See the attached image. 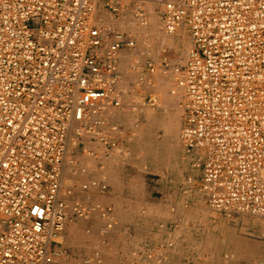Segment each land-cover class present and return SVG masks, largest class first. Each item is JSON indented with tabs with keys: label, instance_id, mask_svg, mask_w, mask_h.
I'll list each match as a JSON object with an SVG mask.
<instances>
[{
	"label": "built area",
	"instance_id": "2783aa9c",
	"mask_svg": "<svg viewBox=\"0 0 264 264\" xmlns=\"http://www.w3.org/2000/svg\"><path fill=\"white\" fill-rule=\"evenodd\" d=\"M145 1L0 0V264H64L58 237L73 217L95 212L102 232L112 226L110 205L65 197L62 169L76 162L71 146L93 154L87 142L116 144L119 53L137 43L118 25L127 16L145 25ZM159 15L165 33L184 28L191 39L174 84L178 137L207 205L264 222V0H163ZM141 54L137 86L155 69L147 45ZM91 185L107 192L102 178ZM171 245L141 264H162Z\"/></svg>",
	"mask_w": 264,
	"mask_h": 264
},
{
	"label": "rangeland",
	"instance_id": "374dc122",
	"mask_svg": "<svg viewBox=\"0 0 264 264\" xmlns=\"http://www.w3.org/2000/svg\"><path fill=\"white\" fill-rule=\"evenodd\" d=\"M162 1L144 2L147 23L138 29L128 16L118 25L136 32L137 43L119 53L125 105L112 114L117 129L110 136L115 146L107 149L87 142L93 154L82 151L81 145L71 146L68 158L76 162L62 169L61 191L69 200H95L91 185L95 178L112 184V194H102L98 200L112 207L113 224L102 232L103 221L97 213L73 217L66 220L58 240L71 223L73 243L86 251L72 264H141L146 252L167 242L172 245L166 247L162 264L172 250L174 258L168 264H264V222L255 215L223 214L209 208L199 189L200 171L181 146V91L174 84L192 43L184 28L164 32L159 15ZM146 45L155 69L150 81L137 86L132 64L142 59ZM152 97L156 102L149 104ZM95 151L96 156H110L109 165L105 169L103 164L97 175ZM174 221L178 222L175 228ZM65 250L62 261L70 253L69 248Z\"/></svg>",
	"mask_w": 264,
	"mask_h": 264
},
{
	"label": "crops",
	"instance_id": "0c3cea01",
	"mask_svg": "<svg viewBox=\"0 0 264 264\" xmlns=\"http://www.w3.org/2000/svg\"><path fill=\"white\" fill-rule=\"evenodd\" d=\"M109 157L108 156H102V155L101 156L100 155L95 156V175H97L98 173H102V169L100 170V168L103 167V164L105 165V169H106V166L109 165V163H110ZM102 175H104V173ZM106 175H107L106 177L108 179L111 176V174H109V172ZM106 183H107L108 189H107V192L105 194H110V193L112 194V192H113L112 184L108 183V182H106ZM100 195H102V194H99L97 192V190L95 189V199H98V196H100ZM72 227L73 226L71 223L67 224V226L63 232V239H62L63 241L62 240L60 241L64 248H69V252H70L68 254V256L62 261L64 264H72V263H74L72 261L73 259H82L84 257L83 256L84 253H86L85 248L83 246L75 245L73 243L72 238L74 237V231L72 230ZM61 236H62V234H61ZM174 253L175 252H173V250H172L168 254L167 261L164 264H168L174 258ZM95 264H97V263H95Z\"/></svg>",
	"mask_w": 264,
	"mask_h": 264
},
{
	"label": "bare ground",
	"instance_id": "6f19581e",
	"mask_svg": "<svg viewBox=\"0 0 264 264\" xmlns=\"http://www.w3.org/2000/svg\"><path fill=\"white\" fill-rule=\"evenodd\" d=\"M156 101H155V99H154V97H152V99H151V103H149V104H154ZM157 106V105H156Z\"/></svg>",
	"mask_w": 264,
	"mask_h": 264
}]
</instances>
